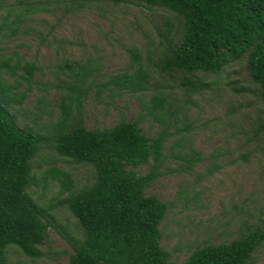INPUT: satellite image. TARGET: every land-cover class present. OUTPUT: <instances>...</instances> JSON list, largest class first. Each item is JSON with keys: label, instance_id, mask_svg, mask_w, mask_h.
<instances>
[{"label": "trees", "instance_id": "1", "mask_svg": "<svg viewBox=\"0 0 264 264\" xmlns=\"http://www.w3.org/2000/svg\"><path fill=\"white\" fill-rule=\"evenodd\" d=\"M69 2L78 10L133 6L169 18L166 30L159 32L162 50L157 66L162 77L177 82L172 88L185 95L198 94L214 83L205 78L221 76L240 64L264 104V0ZM45 5L42 0H0V264H10L12 251L40 259L51 229L60 232L73 248L67 264H173L171 253L162 245L161 227L172 204L150 190L173 170L171 158L180 161L177 171L185 173L207 159L192 143L187 146L184 134H179L181 125L192 129L190 118L181 103L159 88L153 90L152 71L147 68L153 54L147 51L144 63L145 52L134 47L129 51L130 65L100 82L97 78L102 74L96 67L66 61L69 83L58 103L57 121L40 127V111L30 118L24 108L40 67L17 52L6 53L1 44L19 37ZM23 82L29 86L24 90ZM94 88L98 101L106 90L112 96L153 94L149 102L142 101L146 113L140 112L133 121L122 114L113 127L93 129L84 121V105ZM146 117L160 125L154 136L144 133ZM257 122V132L264 137V117ZM175 138L170 147L177 149L167 156L166 145ZM46 145L60 159L89 166L94 172L93 182L84 187H78L62 169L50 172L52 180L60 183L61 195H66L60 204L74 217L78 238L65 233L34 196L33 187L39 185L37 160ZM143 166L148 167L145 174L138 172ZM263 248L264 218H260L240 225L232 240L208 241L197 247L183 264H257Z\"/></svg>", "mask_w": 264, "mask_h": 264}, {"label": "rangeland", "instance_id": "2", "mask_svg": "<svg viewBox=\"0 0 264 264\" xmlns=\"http://www.w3.org/2000/svg\"><path fill=\"white\" fill-rule=\"evenodd\" d=\"M42 1L47 5L26 23L21 35L1 44L6 53L17 52L40 67L24 104L30 118L40 111V127L57 121L58 103L69 83L66 61L96 67V72L102 74L97 78L100 82L130 65L129 51L134 47L145 52L144 63L146 52L150 50L153 54L147 67L152 71L153 90L159 88L175 103H181L190 118L192 129L187 131L181 125L179 134H184L187 146L192 143L207 159L185 173L177 171L180 161L171 158L173 170L150 190L172 204L161 227L162 245L171 253L173 264H183L197 247L208 241L232 240L240 225L264 218V137L257 132V121L264 117V104L242 65L232 66L221 76L205 78L206 82L214 81L213 85L198 94L185 95L172 88L177 82L162 77L157 66L162 50L159 32L166 30L165 21L169 18L133 6L107 10L89 6L78 10L70 0ZM28 87L23 82L22 90ZM152 94L122 92L112 96L106 90L98 101L94 88L84 105L86 126L113 127L122 114L133 121L140 112L146 113L142 101L149 102ZM142 127L149 137L160 130L152 117H146ZM176 138L166 145L167 156L171 157L177 149L170 147ZM37 162L39 185L33 187L34 196L50 210L65 233L78 238L80 231L74 217L60 204L66 195H61L60 183L52 180L50 172L53 168L62 169L78 187H84L93 182V170L60 159L49 145ZM147 171L146 166L138 169L141 174ZM41 252L40 259L31 260L12 251L10 264H67L73 248L60 232L51 229ZM257 264H264V248L257 254Z\"/></svg>", "mask_w": 264, "mask_h": 264}]
</instances>
